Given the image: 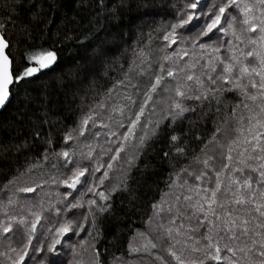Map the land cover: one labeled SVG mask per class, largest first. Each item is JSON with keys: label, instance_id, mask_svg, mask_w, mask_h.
Here are the masks:
<instances>
[{"label": "trees", "instance_id": "16d2710c", "mask_svg": "<svg viewBox=\"0 0 264 264\" xmlns=\"http://www.w3.org/2000/svg\"><path fill=\"white\" fill-rule=\"evenodd\" d=\"M105 2L111 9L113 5L119 3V0H105ZM137 2L138 0H125L126 6L118 10L119 30L124 33V41L112 47L111 53L119 57V61L114 62L110 55L107 65L97 64L94 74L86 75L82 82L69 83L65 76V83L61 84L56 80L57 74L66 72L77 61L85 63L94 58L92 50L96 44L91 38L85 39V32L97 18L96 12L100 11L95 7L98 0H56L58 5L56 8H52L51 0H0V24L6 25L3 31L10 43H15L19 38L20 34L17 30L22 22L28 23L33 12H38L42 16L46 14L47 19L51 20L47 29L43 24L38 27L35 23L32 25L36 29L34 35L37 40L43 38L47 43L55 42L57 48L60 49L59 62L55 66L56 72L44 77V80L51 84L49 90L51 102L49 104V124L42 126L43 134L46 137L51 131L54 141L51 148L55 149L56 153L68 150L72 159L78 161L83 167H94L97 160L104 164L108 162L118 146L120 134L127 129V118L138 110L144 98V92L153 82L154 76L159 73L161 63L165 65V69L171 67L177 70L183 68L186 63H196L194 70L186 69V71H194L196 76L206 80L203 73L207 58L209 56L214 58L216 55L227 58L230 55L227 41L232 40L238 49L245 51L256 47L248 44L247 37L251 35L255 38L259 34L258 31L255 34L244 33L242 31L244 26L239 22L242 16H238L235 28L237 34L242 36L243 43L233 40L230 33L227 36L219 34L221 37L219 40L216 37H213L211 41L203 39V42L211 47H220L218 54L212 53L211 47L203 52L198 46L193 48L190 41L185 44L177 41L176 45L164 48L166 42L162 40L163 26L173 20L176 11L182 7L183 0H148L150 6L147 9L137 8ZM216 2L219 3V0ZM243 2L259 8L256 0H243ZM256 15H259V11ZM101 19L102 22L108 21L107 15ZM106 26L111 31H116L110 22L106 23ZM195 31L196 29H193V33ZM184 35L187 36L189 33H184ZM66 36L69 38L65 39ZM162 48L163 51H161ZM180 48H187L189 55L183 56V53L178 51ZM141 49L144 55L137 56L136 53ZM173 51H176L177 55L173 56L171 61L162 59L165 54H171ZM178 56H183V58L178 59ZM201 56L204 59H201ZM134 58L136 63L133 71L129 73L130 80H126L124 73L128 72L129 65ZM247 62L250 66H258V61L253 57L248 58ZM221 68L222 66L218 67V72ZM141 69L143 74H141ZM183 76L184 73H179L181 80ZM254 78L259 83V77ZM119 81H123V84L118 83ZM188 83H191L193 88L196 87L194 82ZM175 84L176 81L168 78L165 73V80L162 82L161 89L158 90L160 96L156 98H175ZM42 87L43 85L39 82L33 86L37 91H40ZM165 87L169 89L168 92L162 91ZM109 89L112 91L109 92ZM249 92L257 95L255 101L245 99L238 91L218 93L219 104L213 99L211 107L208 102L201 106L197 101L184 100L186 107L196 108L195 114L192 112L184 114L185 119L178 129L182 135L176 147H183L185 155L177 154L175 147L170 145V134L172 133L167 127L170 119L163 121L157 134L146 141L143 150L139 152L138 158L130 169L129 191L121 190L112 193V198L108 201L112 207L107 213H96L95 228H92L90 222L85 223V231L79 236L69 233L63 238L61 244L57 245L58 264H96L94 250L90 247L93 243L95 251L100 253L102 264H178L168 251L170 247L186 261V264L192 260L203 259V251H193V242L187 241L186 235L177 236L175 232V228L181 222L186 227L189 224L196 226V218L192 210L186 207L187 202L181 200L179 211L184 216H178L175 225H170L169 220L177 215L176 208L174 207L169 213L168 205L175 204V196L181 192L185 195H192V203H195V200L199 199L195 194L196 185L215 187L216 178L213 169L221 171L223 165L229 163L226 157L230 140L236 141L232 145V166L241 159L239 153L244 147H248L243 141L246 136L250 138L247 131L251 127L248 117L254 118L252 124H255V117L264 120V114L260 112L261 106L264 105V98L259 96L256 89L249 87ZM128 97L136 101L135 106L127 99ZM244 103L248 104V108L243 106ZM101 104L103 107L100 106ZM163 107V104L157 105V114L151 117L153 122L164 114L160 111ZM234 108L236 109L235 116L232 115ZM90 109L95 112V126L92 121H89L85 134L80 136L78 125ZM121 110H123V115H121ZM14 111L13 107H9L7 111L0 112V141L12 145L7 151L0 148V224L9 222L13 224L12 232L0 234V264H11L9 257L15 259L16 253L11 252L10 248H16L19 251L27 242L29 235L32 236V245L28 250V257L25 258V264H41V261L51 264L53 256L48 253L47 247L56 236L55 229L66 219H76L81 222L82 214L87 213V206L85 205L82 209H72L67 214L64 213L63 194L71 190L58 181L71 173L64 167L61 156L50 154L47 160L44 159V150L49 146L33 140L31 125L17 121L15 127H2L15 119ZM148 115L146 111L142 121ZM241 117L244 118L243 123H240ZM120 121L125 122L124 128L119 127ZM217 128H220L216 136L218 143H208ZM73 129L76 138L65 144L64 134ZM113 132L117 135H111ZM142 134L143 130L140 127L137 129V136ZM24 142L28 143V147H20L17 150L15 145H22ZM90 148L93 152L91 160L87 158ZM108 149L113 151L108 152ZM249 151H251L250 148ZM165 152L169 154L167 158L164 157ZM136 154L135 142H130L126 151L121 152L120 160L114 163L110 179L102 186L104 189L111 188L113 184L123 179L121 167L128 169L127 158ZM196 157H199L201 162H197ZM209 157L211 159H208ZM205 159H208L207 169L202 163ZM250 163L255 165L257 162L251 161ZM183 168H188L197 175L203 170L208 175L202 181H196L194 176H189L186 172L180 173ZM177 173H180L178 183L183 184L186 179L188 185L183 188L170 189L169 185L177 181ZM100 175L101 173H96L97 177ZM229 175H234L241 181L251 176L253 188L257 187L256 181L259 179L257 171H252L250 168H246L243 173H232L230 170H225L221 175L224 186L228 184ZM54 177L57 180L56 183L53 182ZM209 177L211 178L210 183ZM81 180L83 181L84 177ZM188 186L193 188L192 192L187 191ZM24 187H34L35 191H20ZM77 189H81V185H78ZM73 195L79 196L80 191L74 192ZM229 196L230 194L225 193L221 199L226 202ZM162 197L165 201L164 211L156 216L153 214L152 205L160 204ZM88 198H92L91 193H86L83 197V199ZM72 199L73 197H68L69 201ZM57 207L61 209L59 215L55 211ZM37 215L40 217L38 222H36ZM9 217H16V220L9 221ZM21 217L25 221L24 224L19 223ZM149 217L152 218L151 223H149ZM34 222H36V228L33 232L31 226ZM160 224L164 227L161 228ZM168 227H173L171 238L166 231ZM186 227L181 231L185 232ZM206 230L207 225L192 235L199 238ZM89 231L92 232L91 236L88 235ZM97 231L100 233L98 236ZM81 240L87 241L83 247L79 246ZM147 240H151L157 246L145 251L143 245ZM177 241L180 242L177 243ZM130 242L140 250H130ZM72 244L77 245L75 253L70 247ZM41 248L43 251L38 250ZM222 255L226 256L228 253L224 251ZM209 264H216V262H209ZM220 264H225V262L221 261Z\"/></svg>", "mask_w": 264, "mask_h": 264}, {"label": "snow or ice", "instance_id": "6c2138e0", "mask_svg": "<svg viewBox=\"0 0 264 264\" xmlns=\"http://www.w3.org/2000/svg\"><path fill=\"white\" fill-rule=\"evenodd\" d=\"M256 4L259 5L258 9L252 4L244 3L243 0H219V3L216 0H183L182 7L176 11L173 20L163 26L162 40L166 42L164 48L176 45L177 41L181 44L190 41L193 48L198 46L203 52L211 47L208 43L203 42V39L206 38L207 41H211L213 37H216L219 40L221 38L219 34L221 33L225 36L230 33L233 40L243 43L242 36L237 34L235 28L238 16H242L239 22L244 26L242 29L244 33L255 34L258 31L259 34L255 38L251 35L247 37L248 44L256 47L245 51L244 49H238L232 40L227 41L230 53L227 58L220 55H216L214 58L212 56L207 58L204 64L205 72L203 73L206 80L200 76H196L194 71H186V69L194 70L196 63H186L183 68H179L178 70L171 67L165 69V65L161 63L159 65V73L154 76L153 82L149 85L147 91L144 92V98L140 102L138 110L127 118V129L120 134L119 143L114 150V154L110 156L106 164L97 160L95 166L91 168L83 167L78 161H74L68 150L56 153L55 149L51 148L54 142L51 131L48 132L46 137L43 134L42 126L49 124V104L51 102L49 93L51 84L45 81L44 77L56 72L55 66L59 62L60 49L57 48L55 42L47 43L43 38L37 40L34 35L36 29L32 25L35 23L38 27L40 24H43L45 25V29H47V25L51 23V20L47 19L46 14L42 16L38 12H33L28 23L22 22L21 27L17 30L20 36L15 43H10L9 39H6L3 31L6 25L0 24V112L7 111L9 107L15 109L13 113L15 119L2 127H15L17 121L22 124L31 125L33 140L49 146L44 150V159L47 160L50 154L61 156L64 161V167L71 173L66 178L58 181L71 190L63 194L65 202L64 213L67 214L72 209H82L85 205L87 206V213L82 214L81 222H78L76 219H66L55 229L56 236L47 247L48 253H51L53 256L51 264H58L59 252L57 245L61 244L65 236L69 233L79 236L81 232L85 231V223L90 222L92 228H95L97 223L96 213H107L112 207L108 203L112 198V193L121 190L129 191L128 180L130 179V169L138 158L139 152L143 150L146 141L151 136L157 134L163 121L170 119V123L167 125L172 133L170 134V145L175 147L177 154L185 155L183 147H176L180 143L182 135L178 129L185 119L184 114L186 112L195 114L196 108L186 107L184 100L197 101L201 106L205 102H208L209 107H211L213 99L219 104L218 93L223 94L238 91L245 99L255 101L257 95L250 93L249 87L256 89L259 96L264 98V0H256ZM51 6L52 8L58 6L56 0H51ZM85 6H87L86 3ZM125 6V0H119L118 4L113 5L109 9L105 0H98L95 7L99 8L100 11L96 12L97 18L85 32V39L91 38L96 44V47L92 50L94 58L85 63L77 61L66 72L57 74L56 80L59 83H65V76H67L69 83L82 82L86 75L94 74L97 64L107 65L110 55L114 62L119 61V57L111 53V48L118 46L120 42L124 41V33L119 30L120 14L118 10ZM136 6L137 8L147 9L150 5L148 0H138ZM13 11L15 10L13 9ZM257 11H259V15H256ZM105 15H107L108 21L102 22L101 18ZM109 22L116 31H111L106 26V23ZM193 29H196L194 33ZM57 31L59 32V29ZM184 33H189V35L185 36ZM68 38L67 36L65 37V39ZM163 50L162 48L161 51ZM178 51L183 53V56L189 55L187 48H180ZM211 51L218 54L220 47H211ZM136 55L143 56V50L141 49ZM176 55L177 52L173 51L171 54H165L162 59L164 61H171L173 56ZM183 56H178L177 58L182 59ZM250 57L258 61V66H250L247 62ZM201 59H204V57L201 56ZM135 63L134 58L129 65L128 72L124 73L126 80H130L129 73L133 71ZM219 66H222V68L218 72ZM165 73L168 78L176 81L174 89L175 98H156L160 96L158 90L161 89L162 82L165 80ZM179 73H184L182 80L179 77ZM141 74H143L142 69ZM254 77H259V83H257ZM245 80L247 81L246 83ZM38 82L43 85L40 91L33 88ZM188 82H194L196 87L193 88L192 84ZM118 83L123 84V81H119ZM111 91L109 89V92ZM162 91L168 92L169 89L165 87ZM127 99L131 101L133 106L136 105V101L131 97ZM158 104L164 105L160 110L164 114L160 115V118L153 122L151 117L157 114ZM100 106L103 107L102 104ZM243 106L248 108L247 103H244ZM146 111H148L149 115L142 121ZM260 112L264 114V105L261 106ZM235 114L236 109L234 108L232 115L235 116ZM121 115H123V110H121ZM94 117L95 112L90 109L89 113L81 119L78 125L80 136L85 134L89 121H92L93 126H95ZM253 119L252 116L248 117L251 127L247 131L250 138L246 136L243 141L248 147H244L239 153L241 159L237 161L236 165L232 166V145L236 141L230 140L226 157L229 163L224 164L221 171L213 169L216 178L215 187L196 185L195 194L199 199H196L195 203H192V195H185L181 192L175 196V204L168 205L167 211L169 213L172 212L174 207L177 212V215L172 216L169 220L170 225L176 224L178 216H184L179 211L181 200L187 202L186 207L192 210V214L196 218L195 227L191 224L186 227L181 222L175 228L177 236L186 235L187 241L193 242V251L204 252L203 259L192 260L187 262V264H209V262L220 264L221 261H224L225 264H264V131H261V129H264V120L255 117V124H252ZM243 121L244 118L241 117L240 123H243ZM104 126L106 127L107 125ZM119 127L124 128L125 122L120 121ZM140 127H142L143 134L137 136V129ZM238 131L241 130L238 129ZM74 132L75 130L73 129L64 134L65 144L76 138ZM219 132L220 128H217L208 143L217 142L216 136ZM111 135L116 136L117 133L113 132ZM130 142H135L137 154L127 158L128 169L121 167L120 171L123 173V179L113 184L111 188L104 189L102 186L105 185V181L110 179V173L114 170V163L120 160L121 152L126 151ZM10 146L12 145L0 141V148H3L5 151ZM15 147L19 150L20 147H28V143L24 142L22 145H15ZM249 148L251 151H249ZM112 151V149H108V152ZM168 155L167 152L164 153V157L167 158ZM92 157L93 152L90 148L87 158L91 160ZM195 159L197 162H201L199 157ZM208 159H211V157ZM208 159L202 161L205 169L209 167ZM251 161H256L257 163L253 165L250 163ZM70 165L75 166L69 167ZM246 168L259 173L256 188H253L251 176L241 181L234 175H229L228 184L226 186L223 185V181L221 180L223 171L230 170L232 173H243ZM102 169L103 171L101 172ZM185 172L189 176H194L196 181H202L208 175L203 170L198 175L194 171H189L188 168L180 170V173ZM86 173L88 174L87 176ZM96 173H101V175L97 177ZM180 173H177V181L169 185L170 189L183 188L188 185L186 179L183 181V184L178 183ZM82 177H84L83 181L81 180ZM53 182H57L55 177L53 178ZM210 182L211 178L209 177ZM78 185H81V189H77ZM20 191L34 192L35 188L24 187ZM76 191H80L79 196L73 195ZM187 191L192 192L193 188L188 186ZM86 193H91L92 198L83 199ZM225 193L230 194L226 202L221 199V196ZM68 197H73V199L69 201ZM164 202L162 197L160 204L152 205L154 215L159 216L164 211ZM55 211L58 215L61 213L59 207ZM89 218H91L90 221ZM8 219L9 221H13L16 220V217H9ZM39 219L40 217L37 215L36 222ZM151 220L152 218L149 217V223H151ZM24 222V219L21 217L19 223L24 224ZM36 222L31 226L33 232L36 228ZM205 225H207V230L199 238L192 235L199 231L200 228L205 227ZM160 227L163 228L164 225L160 224ZM185 227L186 231L182 232L181 229H185ZM12 230L13 224L11 222L0 224V234L10 233ZM166 231L171 238L173 227H168ZM99 234L97 231V236ZM88 235L91 236L92 232L89 231ZM141 235L143 234L141 233ZM179 242L177 241V243ZM86 243V240H81L79 246L83 247ZM31 245L32 236L29 235L27 242L19 251L16 248H10L11 252L16 253L15 259L9 257L11 264H25V258L29 255L28 250ZM156 246L151 240H147L143 245V249L149 251L150 248H155ZM70 247L73 253H75L77 245L72 244ZM90 247L94 250L96 264H102L100 253L95 251L94 243ZM129 248L132 251L140 250L139 247H134L131 242L129 243ZM38 250L43 251V248ZM168 251L178 264H186V261L180 255H177L171 247ZM224 251L228 255H222ZM41 264H45V261H41Z\"/></svg>", "mask_w": 264, "mask_h": 264}]
</instances>
